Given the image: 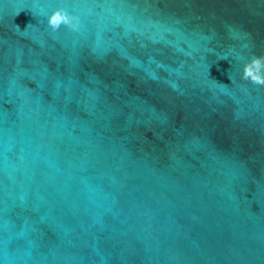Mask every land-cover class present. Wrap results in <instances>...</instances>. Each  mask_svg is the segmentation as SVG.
<instances>
[{
	"label": "water",
	"instance_id": "water-1",
	"mask_svg": "<svg viewBox=\"0 0 264 264\" xmlns=\"http://www.w3.org/2000/svg\"><path fill=\"white\" fill-rule=\"evenodd\" d=\"M259 56L264 0H0V264H264Z\"/></svg>",
	"mask_w": 264,
	"mask_h": 264
},
{
	"label": "clouds",
	"instance_id": "clouds-1",
	"mask_svg": "<svg viewBox=\"0 0 264 264\" xmlns=\"http://www.w3.org/2000/svg\"><path fill=\"white\" fill-rule=\"evenodd\" d=\"M48 25L53 31H57L61 26L77 30L79 27V17L73 16L65 9L55 10L48 18ZM242 79L253 84L264 86V56L253 57L244 64Z\"/></svg>",
	"mask_w": 264,
	"mask_h": 264
}]
</instances>
